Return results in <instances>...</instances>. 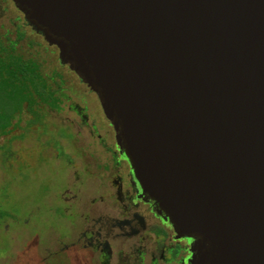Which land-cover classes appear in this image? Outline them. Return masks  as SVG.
Listing matches in <instances>:
<instances>
[{"label":"water","instance_id":"water-1","mask_svg":"<svg viewBox=\"0 0 264 264\" xmlns=\"http://www.w3.org/2000/svg\"><path fill=\"white\" fill-rule=\"evenodd\" d=\"M95 93L189 264H264V0H13Z\"/></svg>","mask_w":264,"mask_h":264},{"label":"flooded vegetation","instance_id":"flooded-vegetation-1","mask_svg":"<svg viewBox=\"0 0 264 264\" xmlns=\"http://www.w3.org/2000/svg\"><path fill=\"white\" fill-rule=\"evenodd\" d=\"M23 40L34 54L24 56ZM11 42H16L17 55L37 65L55 99L54 104L37 101L21 128L26 151L30 147L35 153L30 167L46 164L64 172L56 205L68 220V243L57 237L60 248L53 254L70 264H189L188 238L174 230L142 191L94 92L60 62L57 47L28 25L13 0H0L4 60L12 51ZM43 62L50 65L45 73ZM42 107L64 117L48 118ZM49 133L54 136L48 142Z\"/></svg>","mask_w":264,"mask_h":264},{"label":"rangeland","instance_id":"rangeland-1","mask_svg":"<svg viewBox=\"0 0 264 264\" xmlns=\"http://www.w3.org/2000/svg\"><path fill=\"white\" fill-rule=\"evenodd\" d=\"M21 46L24 56L34 54L25 40ZM49 68L48 62L42 63L44 73ZM40 112L55 119L65 114L43 110V107ZM31 117L32 113L24 110L0 135V264H70L61 254H53L60 248L55 242L57 237H64V242L68 243V220L59 214L56 205L62 191L58 186L65 180L64 172L46 164L30 167L35 153L30 147L26 151L21 128ZM47 136L49 142L54 135ZM28 139L35 143V138ZM23 161L28 163V168Z\"/></svg>","mask_w":264,"mask_h":264},{"label":"trees","instance_id":"trees-1","mask_svg":"<svg viewBox=\"0 0 264 264\" xmlns=\"http://www.w3.org/2000/svg\"><path fill=\"white\" fill-rule=\"evenodd\" d=\"M11 42L9 59L0 57V135L12 125V120L24 110L32 111L37 101H51L52 91L45 82L37 65L14 51ZM4 46L0 43V53Z\"/></svg>","mask_w":264,"mask_h":264}]
</instances>
